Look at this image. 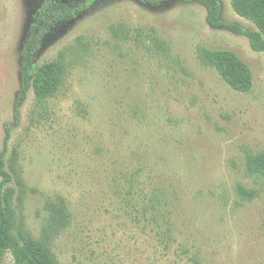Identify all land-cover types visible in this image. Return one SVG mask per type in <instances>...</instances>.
<instances>
[{"label":"rangeland","instance_id":"374dc122","mask_svg":"<svg viewBox=\"0 0 264 264\" xmlns=\"http://www.w3.org/2000/svg\"><path fill=\"white\" fill-rule=\"evenodd\" d=\"M43 1L0 0V153ZM220 2L224 21L256 28ZM201 48L234 52L252 91L230 88ZM61 55L59 91L39 101L29 88L8 143L15 234L50 236L58 264H264V178L246 169L264 151V53L210 27L198 3L93 0L48 29L36 63Z\"/></svg>","mask_w":264,"mask_h":264},{"label":"trees","instance_id":"16d2710c","mask_svg":"<svg viewBox=\"0 0 264 264\" xmlns=\"http://www.w3.org/2000/svg\"><path fill=\"white\" fill-rule=\"evenodd\" d=\"M149 6H159L164 3L182 2L184 4L198 3L207 11V22L210 27L224 29L234 35L248 39L251 49L257 53H264V0H230L233 11L240 17L250 21L256 27L247 30L238 24L229 23L221 17L220 0H138ZM93 0H86V4L74 1L44 0L34 16L30 26L26 49L21 65V89L14 105V119L6 125L5 143L0 153V264L8 252H12L15 264H58L50 249V236L44 240H36L25 231L15 234L16 219L14 199L16 191L12 188L14 171L13 165H7L6 156L8 143L13 130L21 122V110L26 103L29 88H33L39 101L54 97L59 91L64 76L63 55L57 61L38 66L36 55L40 49L43 37L48 29L57 21L83 11ZM202 62L214 68L221 79L233 90L239 93H249L254 86L253 74L250 67L234 52L228 50H199ZM246 169L249 175L264 178V151L248 152ZM238 193L241 197L252 199L254 190H247L240 186ZM64 209L59 208L51 215L50 229L58 231L66 224L67 216Z\"/></svg>","mask_w":264,"mask_h":264}]
</instances>
